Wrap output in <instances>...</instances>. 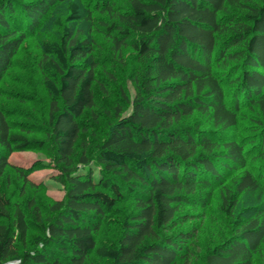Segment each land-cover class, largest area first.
<instances>
[{"label":"trees","instance_id":"trees-1","mask_svg":"<svg viewBox=\"0 0 264 264\" xmlns=\"http://www.w3.org/2000/svg\"><path fill=\"white\" fill-rule=\"evenodd\" d=\"M126 1L123 13L115 0L95 8L118 19L109 30L117 49L133 47L147 68L136 79L132 112L124 117L118 109L119 122L94 157L83 144L76 161L81 121L96 106L92 45L60 20V42L44 43L51 56L42 63L52 98L49 135L66 195L45 219L34 199L23 205L0 186V264H88L93 254L112 264H191L197 230L179 227L196 221L188 209H207L216 191L233 227L207 250L204 264H255L264 208L249 217L236 211L244 194L264 188V0ZM65 2L68 24L79 21L81 8L70 0H0V84L27 39ZM1 94L0 184L13 169L22 198L38 187L34 169L14 167L10 157L31 143L15 132ZM245 111L258 115L257 138L237 136ZM124 199L136 212L116 246H99L103 219Z\"/></svg>","mask_w":264,"mask_h":264},{"label":"rangeland","instance_id":"rangeland-1","mask_svg":"<svg viewBox=\"0 0 264 264\" xmlns=\"http://www.w3.org/2000/svg\"><path fill=\"white\" fill-rule=\"evenodd\" d=\"M79 4L81 19L67 22L69 2L59 4L56 10L45 21L43 27L29 37L13 60L12 68L7 72L0 84L3 106L7 111L16 133L22 134L30 145L23 150H17L10 157L12 165L18 169L33 168L30 179L37 184V188L27 187L26 195L20 198L19 189L23 186L13 169H9L6 178L1 181V190L13 200L18 199L23 205L34 199L41 207L45 219L55 216L54 206L65 199L67 186L58 181L64 176L63 166L56 158V150L50 139L49 122L51 119L52 98L46 88L48 76L43 72L42 63L50 57L44 51L45 42H60L62 25H70L79 39L88 40L93 48L91 57L95 63L98 82L95 85L96 106L86 112L81 121L85 132L77 149L78 161L83 154L84 145L88 146L87 156L94 157L98 153L99 144L114 129L119 122L118 109H123V116H128L132 110V102L136 95V79L142 76L147 68L146 62L137 56L133 47H126L119 51L114 42L116 31L110 32L112 25L118 19L109 13L95 8L96 3L107 0H70ZM126 0H115V9L123 13L130 9ZM61 22V26L57 21ZM93 67V65H92ZM126 96L130 101H126ZM197 116V115H196ZM255 112L245 111L244 120L240 121L237 136L242 139L258 136ZM204 119V118H202ZM196 118L187 120L196 122ZM264 124V119L261 121ZM38 143L46 146L41 148ZM84 144V145H83ZM94 160V159H92ZM79 170H84L79 165ZM90 166L99 170L95 161ZM107 174V173H106ZM113 178V174H107ZM99 178V175H97ZM121 180V178H117ZM119 181L113 184L118 185ZM125 196V194H124ZM219 191L213 196V202L207 209H188V213L197 218L179 230H197V244L192 249L189 261L191 264H204L207 250L219 244L231 234L233 221L220 214ZM258 207L264 208V188L257 193L244 194L241 197L237 216H253ZM136 212L133 200H119L117 206L106 215L101 223V231L97 236L99 246L113 247L125 232V222L130 220ZM183 214V213H182ZM88 264H112L97 255L90 256ZM255 264H264V246L262 253L255 257Z\"/></svg>","mask_w":264,"mask_h":264},{"label":"built area","instance_id":"built-area-1","mask_svg":"<svg viewBox=\"0 0 264 264\" xmlns=\"http://www.w3.org/2000/svg\"><path fill=\"white\" fill-rule=\"evenodd\" d=\"M13 264H17V263H13Z\"/></svg>","mask_w":264,"mask_h":264},{"label":"water","instance_id":"water-1","mask_svg":"<svg viewBox=\"0 0 264 264\" xmlns=\"http://www.w3.org/2000/svg\"><path fill=\"white\" fill-rule=\"evenodd\" d=\"M9 264H12V263H9Z\"/></svg>","mask_w":264,"mask_h":264}]
</instances>
